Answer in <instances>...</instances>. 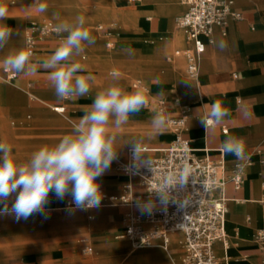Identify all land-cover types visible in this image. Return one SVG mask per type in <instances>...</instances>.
<instances>
[{"label": "crops", "instance_id": "1", "mask_svg": "<svg viewBox=\"0 0 264 264\" xmlns=\"http://www.w3.org/2000/svg\"><path fill=\"white\" fill-rule=\"evenodd\" d=\"M54 1L56 0H44L48 9L53 7ZM63 1H76L77 8L71 11L72 19L77 15H84L87 20L86 27L95 38V43L88 45L85 52L75 59L91 71L96 79H102L103 83L107 84L105 78H111L109 73L114 66L109 63L107 55L113 49H128L134 40L149 44L151 49L157 46L159 54L155 58L129 59V55L125 54V59L120 63L131 69L134 76L128 77L124 88L132 91L138 86H145L144 80L137 78L147 79L146 87L151 89L149 100H163L169 110V117H177L180 114L179 103L187 106L189 114L183 138L189 141L190 148L197 156L222 161L226 174L236 167L237 160L234 155H225L222 152V142L227 135L244 139L249 158L241 171L244 174V182L239 190H235L231 183H227L223 190L228 207L225 219L228 246L224 249L221 243H216L214 251L221 264H264V0H232V9L239 13L241 18L231 19L224 35L220 29L215 28L211 35V44L203 39L206 48L194 81L186 74L184 57L176 55L177 51L188 47L183 31L176 24L177 19L186 11L184 0H145L144 5H140L138 1L129 3L126 0H115L117 3L111 0ZM3 2L8 7L10 16L5 23L15 31L8 45L0 51V59L10 50L24 45L29 22H57L54 16H46L48 10L42 14L32 10L30 5L33 0ZM101 2L104 5L111 4L116 11L128 14L127 19L135 20L136 26L101 22L96 15V9ZM98 26L105 29L115 26L116 30L108 37L98 30ZM58 39L54 36L37 43L33 61L50 55L57 46ZM219 41L225 42L223 49L217 46ZM109 42L112 43V48L107 47ZM134 53H138V50H134ZM171 55L175 57L170 59ZM1 75L3 76L2 72ZM11 85L27 96L8 118L3 120L0 117V141L15 145L14 154L21 161L26 160L36 150L30 146L38 144L35 143V137L40 136L44 140L52 136L56 143L62 135L71 130V125L50 127L43 122H48L49 118L53 117L56 118V124H74L83 115L84 106L91 104L96 91L100 90L92 84V91L87 97L60 102L44 70L35 76H17ZM6 90L7 88L0 86V94L7 97ZM158 93L163 95H157ZM215 100H221L230 109L231 114L225 118L223 124L205 130L199 119L206 111L204 105ZM52 108H61L63 113L52 111ZM64 113L68 114L66 119L61 117ZM153 113L148 106L132 117L126 126L150 128ZM34 122L40 124L36 127L28 125ZM15 125H18V129ZM120 136L121 142L129 140V143L124 144L121 154L122 157L125 152V161L132 146L131 139L140 138L141 135L137 132H125L120 133ZM156 138L157 142L144 145L147 149L145 153L150 159L158 158L161 151L172 143L174 135L164 129ZM112 163L98 181L107 196L120 197L129 179L118 172L116 167V172L113 173ZM131 182L134 191L140 192L137 180ZM70 198L69 196L58 200L54 194H50V203L46 205L47 218L33 214L28 219L17 220L14 215L0 214V264H171L172 260L179 262L182 255L181 234L168 236V252L154 250L134 253L131 244L119 238L124 229L123 218L128 212L126 206L101 201L99 208L70 211L66 206ZM2 207L3 205H0V208ZM135 211L143 213L139 207H136ZM156 242L162 245L161 240L154 243ZM86 246L92 248L91 255L82 251Z\"/></svg>", "mask_w": 264, "mask_h": 264}, {"label": "clouds", "instance_id": "2", "mask_svg": "<svg viewBox=\"0 0 264 264\" xmlns=\"http://www.w3.org/2000/svg\"><path fill=\"white\" fill-rule=\"evenodd\" d=\"M30 8L38 14L45 13L48 5L44 0H33ZM9 9L0 0V51L11 40L14 29L5 21L9 19ZM53 31L58 44L50 55L33 61V42L26 40L20 48L10 50L0 59V69L17 76H35L44 70L58 101L87 97L92 91L96 77L75 58L81 56L95 38L86 27V17L77 15L72 20L55 15ZM217 46L223 49L224 41ZM129 56L134 50H123ZM109 76L112 83L96 91L91 104L84 106L83 115L72 125L71 130L62 135L58 142L40 145L30 156L19 160L12 145L0 141V214L14 215L17 220L28 219L33 214L47 218L46 205L50 194L58 200L71 197L70 211L99 208L103 199L98 178L109 169L117 158L121 143V130L132 117L148 108L151 89L138 86L128 91L119 80L121 73L113 69ZM157 95L162 96L163 93ZM206 111L199 119L205 130L224 123L231 112L221 100L204 105ZM169 117L165 111H156L150 118V130L144 137L131 139V151L137 164H147L156 176L152 161L145 153V142L162 134ZM225 155L236 157L237 170L243 171L248 155L245 141L241 137L227 135L221 144ZM194 176L192 166L182 161L174 171L159 175L156 186L149 192L158 196L162 203L172 196V190L187 184ZM14 197V199H13ZM10 205V206H9ZM142 212L151 213L155 207L149 199L137 202ZM74 206V207H73Z\"/></svg>", "mask_w": 264, "mask_h": 264}, {"label": "built area", "instance_id": "3", "mask_svg": "<svg viewBox=\"0 0 264 264\" xmlns=\"http://www.w3.org/2000/svg\"><path fill=\"white\" fill-rule=\"evenodd\" d=\"M134 3L137 0H126ZM186 11L177 19V27L185 35L188 47L177 51L186 61V74L190 79H195L198 64L205 52L206 44L203 39L211 44V35L215 28L224 35L229 21L239 20L240 14L232 9V0H184ZM54 23L49 21L34 22L26 31L25 41L33 42L32 51L35 54L37 43L57 36L53 31ZM106 36L111 37L116 30L115 26L105 29L97 27ZM112 48V43H107ZM3 81L12 84L17 75L5 72ZM166 104L161 101L158 110H165ZM57 113H63L61 108H53ZM168 115V113L166 112ZM189 111L181 109L177 117H169V126L174 131V140L161 151L158 158H151L156 176L150 167L137 164L133 159L131 149L127 152L124 162L117 165L116 170L125 175L129 182L123 188L120 197H111L103 193V202L118 203L128 208L123 218L124 229L119 236L127 240L132 248L150 247L156 240H161L162 249L168 252V236L179 233L182 235V255L179 262L171 264H221L215 254L214 245L221 243L223 248L228 246L225 232V219L227 214V200L223 195L224 187L231 183L235 190H239L244 182V174L232 168L228 174L222 161H212L206 157L197 156L190 148L189 141L183 138ZM145 152L147 149L145 148ZM182 161L188 162L193 169L194 176L190 177L187 184L172 190V196L162 203L160 198L149 191L156 186L159 175L174 171ZM137 180L140 192L134 191L132 180ZM149 199L154 201L155 207L151 213H137V202ZM71 198L66 206L69 208ZM264 203V200H262ZM74 207V206H73ZM262 237V236H259ZM91 255L92 248L86 246L82 250Z\"/></svg>", "mask_w": 264, "mask_h": 264}, {"label": "rangeland", "instance_id": "4", "mask_svg": "<svg viewBox=\"0 0 264 264\" xmlns=\"http://www.w3.org/2000/svg\"><path fill=\"white\" fill-rule=\"evenodd\" d=\"M111 1H114L115 3H117V1L115 0H111ZM139 2L140 5H144L145 4V0H137ZM77 3L76 1H74V3L72 2H68V3H65V1L63 0H56L54 1V4H53V12L55 15H58L60 16L61 18L63 19H72L71 15H72V12L74 9H76L77 7ZM66 9V10H65ZM63 10L66 11H69L67 14H65V12H63ZM49 11V9H48ZM48 11L46 13H48ZM76 13V12H75ZM54 15V16H55ZM96 15H97V18L100 19L101 22H108V23H119L123 26H132V27H135L136 26V21L133 20V19H127V15L126 13H122V12H119V11H116L114 8H113V5H104L103 2H101V4L97 7L96 9ZM46 16H51V15H46ZM39 21H44V20H39ZM34 22V21H33ZM32 24V21L28 23L27 27H26V30L27 28L29 27V25ZM100 25H103L105 26L103 23H99ZM120 37H123V38H128V37H125V36H120ZM149 44H142L140 42V40H134L133 42L130 43L129 45V48L132 49V50H138V53H134V55H131L129 56V59H137V58H140V59H143V58H155L158 56V47L155 46L154 48H149L148 46ZM123 48V47H121ZM125 52L123 50L121 51H117V49H113L108 55V60H109V63H111L113 66H114V69L115 70H118L120 73H121V78L119 80V83L120 85H122L123 87L125 86V82L126 80L128 79L129 76H134L133 73H132V70L131 69H128V67H126L124 64H121L120 61L124 60L125 59ZM172 57H175V55H171L170 56V59ZM1 72H2V69H0V86L3 87V88H7L6 90V96H4L3 94H0V117L4 120L6 118H8L10 116V114H12V112L14 111V108L18 105H20L21 103H23V101L26 99V94L25 93H22L20 91H18L14 86H12L11 84H8L6 82L3 81L2 79V75H1ZM136 77V76H135ZM137 78V77H136ZM107 81V84H104L102 79H96L95 82L93 83L94 86H96L97 88H104L106 87L107 85H109L110 83H112V79L111 78H105ZM137 80H144L145 82V87H146V84H147V79H141V78H137ZM195 80V79H193ZM11 99V101H10ZM150 101L149 102V109L151 108V110H153V112H156L158 110V105H159V102H155V100L152 98H150ZM163 101V100H162ZM179 101V100H178ZM181 109H187L188 110V107L187 106H183L179 103ZM44 107L48 108L50 110V108L46 105H44ZM181 109H179L178 111L180 112ZM52 111H53V108H52ZM165 112H169L168 109H165L164 110ZM65 116H67L68 114H64ZM62 119H66V117L62 116ZM169 117V116H168ZM56 120V118H53V117H50L48 122H43L44 124H47L49 125L50 127H65V126H68V125H72L71 123H68V122H62L60 124H56L54 123V121ZM13 122L15 120H10V122ZM40 123L39 122H34V123H29L28 125L29 126H33V127H36L37 125H39ZM16 128L18 127V125H15ZM14 127V126H13ZM143 129L144 132H148L150 130V128H147V127H141ZM18 129V128H17ZM19 130L21 131L22 129L19 128ZM165 130L171 132L172 134H174V131L172 130V128L169 126V124H167V127L165 128ZM131 132V131H130ZM120 133H125V132H120ZM141 135V137H143L142 135V132H137ZM36 140L35 143H38L37 145H34V147L32 145H30L33 149H37L40 145H44V143H47V142H53L55 143V139L52 138V136H49V137H46V139H42L40 138V136L38 138H34ZM154 142H157V140H154V141H150V142H145V145H150ZM123 143V142H121ZM170 144H168L167 146H169ZM13 147V150H15V145H12ZM28 147V145H27ZM123 147H124V144L121 145V147L118 149L117 151V158L113 161L112 163V169L111 171L113 173H115L116 171L114 170L115 167H117V165L121 162L124 161V158H125V152L123 153L122 157H121V154L123 152ZM25 149H29V148H25ZM108 175V173H106ZM80 237H84V236H80ZM80 237H77L80 238ZM85 238H88L87 236H85ZM91 240V239H90ZM125 244V243H124ZM134 249V248H133ZM154 250H157V251H161L159 248H153V249H141V250H132V252L134 253H144V252H149V251H154ZM85 255V254H83Z\"/></svg>", "mask_w": 264, "mask_h": 264}, {"label": "bare ground", "instance_id": "5", "mask_svg": "<svg viewBox=\"0 0 264 264\" xmlns=\"http://www.w3.org/2000/svg\"><path fill=\"white\" fill-rule=\"evenodd\" d=\"M53 9L54 8H50L49 9V11H48V13H46V15H51V16H54L55 14H54V12H53ZM66 10V9H65ZM65 10H63V12H65ZM33 57H36V56H33ZM198 72V71H197ZM193 80V79H192ZM194 81V80H193ZM64 114H66V113H64ZM64 114H62V116H64V117H67V116H65ZM142 132V135H143V137L144 136H146V134L148 133V132H144L143 131V129L141 128V127H136V126H130V127H128V126H125L122 130H121V132ZM154 140H157V138L155 137L154 139H152V140H150V141H154ZM150 141H146V142H150ZM118 156V155H117ZM104 194H106V193H104ZM153 248H159L161 251L163 250L162 249V247H161V244H159V243H153L150 247H145V248H134L135 250H141V249H153ZM180 248V247H179ZM177 259H178V257H177Z\"/></svg>", "mask_w": 264, "mask_h": 264}]
</instances>
